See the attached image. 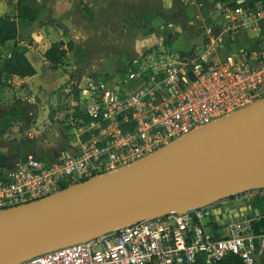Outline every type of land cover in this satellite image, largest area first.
Masks as SVG:
<instances>
[{
	"label": "built area",
	"instance_id": "1",
	"mask_svg": "<svg viewBox=\"0 0 264 264\" xmlns=\"http://www.w3.org/2000/svg\"><path fill=\"white\" fill-rule=\"evenodd\" d=\"M233 1H224L223 17L207 29L201 52L169 60L151 53L146 63L133 61L111 85L90 79L81 91L87 120L82 116L75 125L73 151H55L48 160L30 154L9 164L0 177V210L129 165L263 98L264 1L232 7ZM241 29L254 31L260 47L221 56L228 36ZM263 196L264 189H253L147 218L18 264H219L231 255L261 264L264 234L253 228L260 217L234 214L235 205ZM214 214L225 216L216 220ZM225 218L227 223L216 225Z\"/></svg>",
	"mask_w": 264,
	"mask_h": 264
},
{
	"label": "water",
	"instance_id": "2",
	"mask_svg": "<svg viewBox=\"0 0 264 264\" xmlns=\"http://www.w3.org/2000/svg\"><path fill=\"white\" fill-rule=\"evenodd\" d=\"M253 189H264V97L129 165L0 210V264ZM239 211L264 214L252 203Z\"/></svg>",
	"mask_w": 264,
	"mask_h": 264
},
{
	"label": "crops",
	"instance_id": "3",
	"mask_svg": "<svg viewBox=\"0 0 264 264\" xmlns=\"http://www.w3.org/2000/svg\"><path fill=\"white\" fill-rule=\"evenodd\" d=\"M37 1V19L26 25L20 24L16 18L19 15V0H0V16H9L19 25L17 39L0 45V66L16 46L25 52L36 69L32 76L15 75L3 82L0 78V114L10 120L6 126L10 132L0 134V153L11 157L9 164L30 154L52 158L55 151L61 154L72 152V147L76 145L75 125L82 115L74 107L66 109L58 105L63 98L72 101L73 95L69 86L64 88L65 93L59 88L73 78L71 84L82 91L90 79L97 78L100 72H107L104 68H94L88 72L91 77L79 80L73 75L74 71L69 75L60 68L52 67L45 52L55 42L64 43L58 37L63 31L70 32L74 39V50L70 53L74 54L79 49L78 39L85 35V41L90 45H105L103 48L107 49L108 54L118 50L131 52L132 56L120 52V63L139 60L146 51L163 45L169 36L173 37L174 45L176 33L188 35L196 31L198 34L191 37L189 50L195 48L194 52H201L207 40V29L222 19L214 20L213 15L219 9L224 13L225 0ZM175 5H178L179 11L175 10ZM112 44L115 46L112 47ZM259 47L254 31L241 29L228 36L220 55L242 48L253 50ZM189 50H180L184 51L180 53L191 52ZM98 56L100 60L104 57L102 54ZM47 68L60 71L61 75L54 73L48 77L44 72ZM19 99L23 101L22 104L17 102ZM3 125L5 122H0V127Z\"/></svg>",
	"mask_w": 264,
	"mask_h": 264
},
{
	"label": "rangeland",
	"instance_id": "4",
	"mask_svg": "<svg viewBox=\"0 0 264 264\" xmlns=\"http://www.w3.org/2000/svg\"><path fill=\"white\" fill-rule=\"evenodd\" d=\"M200 1V0H197ZM240 1V0H237ZM242 2V1H241ZM177 3V2H176ZM176 6V5H175ZM175 10H178V5L176 6ZM179 11V10H178ZM182 14V12H181ZM193 18H195V14H193ZM214 20H220L223 17V13H221V10H217L216 12H214ZM198 19L196 18L195 21H197ZM54 31V29L52 30ZM59 33V31H57ZM198 34L196 31L194 32H189L188 35L187 34H177L176 33V41L175 44L173 45L172 43V36H169L168 38L165 39L164 44L160 45V46H156L150 50H148V54H145L143 57H141L139 60L142 63H146L148 61L147 56L149 54H154L155 56H163V57H167V59H171L169 56L172 53H177V52H184L186 50H189L190 46H191V37ZM59 38H61L64 43L61 42L63 47H68L69 43L73 42L74 39L71 35L70 32H66L63 31L62 35L58 36ZM85 35L84 37L82 36V38L78 39L80 47L78 50H76V52L74 54L69 53L65 63L63 65L58 66L57 68H60L62 70L63 73H67V74H71V71L73 72V75L76 77V79L80 78L83 80L86 77H91L88 72H90L91 70H94V68L96 69H100V68H104L106 69L107 72H100L97 74L96 77H100L98 79V82L100 81H105L108 85L113 84V80L114 79H119L121 74L124 72H120V70L122 69H126V67H128L131 63H126V62H122L120 63V57L121 53H126L128 54V56H132L131 52H126V51H114L112 54H108V51L105 47V45L102 47V45H99V47H95L94 43L92 45H90L89 42H86L85 39ZM88 40V39H87ZM112 47L115 46L114 44L111 45ZM176 46V47H175ZM184 50V51H180V50ZM195 48L193 50H189V51H194ZM201 51V50H199ZM121 52V53H120ZM9 53V52H7ZM6 53V54H7ZM104 55L103 58L97 59L98 57L100 58V56L98 55ZM1 55V54H0ZM132 60V59H131ZM114 71V72H112ZM45 75L46 76H50L51 74L54 73H60V71L58 72H54L53 70H51L50 68H47L45 71ZM108 72H112L110 75ZM115 73V74H114ZM101 76H106V77H101ZM72 77V76H71ZM78 77V78H77ZM113 78V79H111ZM73 79V78H72ZM71 80H67L66 83H64L61 88H59V90L64 92V88L65 87H70L72 89L71 93L72 95V101H67L68 99L63 98L62 101L58 104L59 106H62L64 108H70V107H74V109L77 110V112L82 115L83 113V102L81 100V90L78 88V86H76L75 84H71ZM85 81V80H84ZM65 93V92H64ZM66 95V94H65ZM66 97L68 98V95H66ZM71 100V98H70ZM19 104H22L23 101H20V99L17 101ZM6 116H3L2 114H0V122L3 123L6 120ZM14 121H16V119H14ZM17 122V121H16ZM10 160L11 157L9 156ZM46 160H48V157H46ZM255 200V199H254ZM236 208H240L242 205H235ZM212 231V229H211ZM216 233L220 234L221 233V228H217L214 230Z\"/></svg>",
	"mask_w": 264,
	"mask_h": 264
},
{
	"label": "trees",
	"instance_id": "5",
	"mask_svg": "<svg viewBox=\"0 0 264 264\" xmlns=\"http://www.w3.org/2000/svg\"><path fill=\"white\" fill-rule=\"evenodd\" d=\"M259 0H245L239 3L234 0L230 5L232 7L238 5H249L254 6ZM264 1V0H262ZM39 11V5L37 0H19V15L16 17L20 20V24L30 25L36 19ZM19 25L17 21L9 16H0V45H3L9 41H14L18 37ZM68 47H63L60 42H55L45 52V57L49 61L52 67H58L63 65L71 51L74 50V43L71 42ZM148 51L145 52L147 54ZM184 54V53H182ZM120 71H126L122 69ZM36 73V69L30 63L24 51H20L16 46L12 49L11 55L6 56L5 60L0 66V78L8 80L12 76L26 77L32 76ZM16 104V102H15ZM83 116V113H82ZM84 117V116H83ZM87 120V117H84ZM10 120L6 118L5 125L0 127V134L10 132L9 128H6ZM10 158L5 154L0 153V177L3 176L4 169L9 165ZM66 188V187H65ZM256 208L264 210V196L256 198L253 201ZM253 228L257 234H264V214L260 218L253 221ZM219 264H245L240 256L231 255ZM261 264H264V254L261 257Z\"/></svg>",
	"mask_w": 264,
	"mask_h": 264
},
{
	"label": "flooded vegetation",
	"instance_id": "6",
	"mask_svg": "<svg viewBox=\"0 0 264 264\" xmlns=\"http://www.w3.org/2000/svg\"><path fill=\"white\" fill-rule=\"evenodd\" d=\"M253 207L256 208V207L254 206V204H253ZM241 208H242V206L236 210L235 214H240V211H239V210H240Z\"/></svg>",
	"mask_w": 264,
	"mask_h": 264
}]
</instances>
